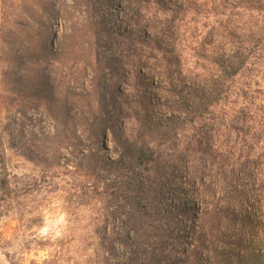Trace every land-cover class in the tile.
<instances>
[{"label": "rangeland", "instance_id": "rangeland-1", "mask_svg": "<svg viewBox=\"0 0 264 264\" xmlns=\"http://www.w3.org/2000/svg\"><path fill=\"white\" fill-rule=\"evenodd\" d=\"M173 1L0 0V264H264V0Z\"/></svg>", "mask_w": 264, "mask_h": 264}, {"label": "trees", "instance_id": "trees-1", "mask_svg": "<svg viewBox=\"0 0 264 264\" xmlns=\"http://www.w3.org/2000/svg\"><path fill=\"white\" fill-rule=\"evenodd\" d=\"M157 3L161 2L162 0H155ZM191 1L193 0H174L173 4H171L170 6V10L171 13H173V18H175L178 13L179 10H187L188 8L190 9L189 11L187 10V12H191L194 9L191 6ZM203 2H205V6L209 7V10L212 11L211 6L215 3H217V0H203ZM212 14H209L208 16H206L207 18L209 17H214V13L215 10L212 11ZM187 13V14H188ZM156 28V26H155ZM158 33V32H157ZM170 33V32H169ZM171 34V33H170ZM197 48H194L193 50L196 51ZM225 69L227 68L226 66H224ZM99 142L102 143V136L100 135V137L98 138ZM118 141L123 145L124 147V152L122 153V156L127 157L128 154H130L133 159L139 161V164L145 163L146 161H149L152 155V150L146 147H143L141 145H135L134 147H132V142L129 141V139H125L122 140L121 138H118ZM0 145H1V137H0ZM100 150L104 151L105 150V146L104 144L100 145ZM2 156L0 153V198L3 197L5 195L6 192V187L8 184V174H7V170L3 167V165L1 164L2 162ZM97 162L104 165V167L106 168H115L118 165V161L116 160H111L110 158H107L106 156H100L97 157ZM96 168H91L89 170H87V172L84 174L85 178H87V182H88V186L90 190H95L99 187V185L101 184V182L103 181L101 175L99 174V171H95ZM202 238V237H201ZM200 238V239H201ZM201 247H204V243L201 241L200 242ZM199 247V245L197 246Z\"/></svg>", "mask_w": 264, "mask_h": 264}]
</instances>
